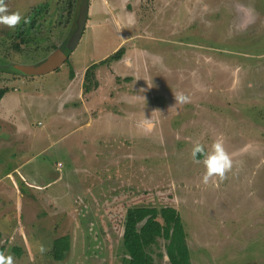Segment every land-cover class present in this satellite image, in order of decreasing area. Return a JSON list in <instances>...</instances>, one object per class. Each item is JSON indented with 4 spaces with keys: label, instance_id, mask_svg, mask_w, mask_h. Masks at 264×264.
<instances>
[{
    "label": "rangeland",
    "instance_id": "1",
    "mask_svg": "<svg viewBox=\"0 0 264 264\" xmlns=\"http://www.w3.org/2000/svg\"><path fill=\"white\" fill-rule=\"evenodd\" d=\"M122 2L6 1L9 14L22 19L14 29L0 24V88L41 98L61 91L71 69L92 66L122 44L117 18L130 11L135 21L123 23L125 37L133 38L122 46L135 60L133 69L98 65L100 119L85 134L62 136L54 146L42 137L44 115L34 114L37 140L27 138L24 151L31 166L49 173L43 194L53 197L35 206L41 211L35 227L32 216H21L29 241L5 247L7 256L14 264H125L127 211L173 207L192 264H264V22L249 27L228 0H133L132 8ZM258 7L264 11V0ZM78 20L81 41L60 69L35 80L20 76L18 66H38L56 48H71ZM141 50L161 57L153 63L162 59L170 71H143L151 58ZM177 93L190 102L176 104ZM144 115L152 118L151 132L138 127ZM218 139L232 168L205 184L204 156L197 164L191 153L197 143L209 153ZM13 176L22 193L37 191ZM60 238L65 258L56 261L52 251ZM166 244L161 239L150 251L157 264H172Z\"/></svg>",
    "mask_w": 264,
    "mask_h": 264
},
{
    "label": "crops",
    "instance_id": "2",
    "mask_svg": "<svg viewBox=\"0 0 264 264\" xmlns=\"http://www.w3.org/2000/svg\"><path fill=\"white\" fill-rule=\"evenodd\" d=\"M132 1L133 0H123L122 5H125V8H132ZM138 5L140 4L137 2V6ZM205 8L208 9V6H205ZM128 12L130 11L126 12L127 16L123 15L122 18L119 17L120 19L117 18L116 21L117 25L123 32L124 39L123 42H121L122 44L111 53L106 54L104 58L98 59L97 62L92 65L96 66L94 72L96 76L95 81L98 83V87H93L89 92H86L85 90L84 84L86 72L92 67L89 66L83 70L71 69L67 83L65 82V84L62 85L63 88L61 91L58 88L55 90L56 93L50 94L49 96L46 95L44 98L36 96L32 92L21 93L19 90H9L0 101V252H3L6 256L8 249L15 247V241L20 240V245L22 243L26 244L29 241L27 238V227L20 223L21 216H32V219H27L29 221L32 220L31 227H35V219H37L41 213V211L35 208V206L37 207L40 201L44 202L47 200V202L44 203L45 205L49 203L53 197V194H43L49 185L46 181L49 178V173L40 168L41 165L35 166L36 168L31 166L33 161L31 162V159L28 158L25 153L26 151H24L27 149V138H34L37 140V138L34 137L35 132L32 131L34 126L33 119H35L34 114L44 115L46 125L41 130L42 137L47 138L48 141H52L51 144L54 146L61 144L62 140H60V137L62 136L68 137L72 134L78 135V133L85 134L86 131L84 130L90 129L93 126L94 121L100 119L98 116V109L100 108L99 103L101 100H99L97 96L102 87V82L98 65L105 64L109 57L118 52L129 40H132V36L128 38L125 37L126 32L123 28V23L125 21V26L127 24L132 25L135 22L134 15ZM75 33L72 36L73 41H70L71 43L69 42L70 45H74L73 48H58L66 59L56 69H60L68 61L69 56L67 52L73 53L78 47L82 34L77 37ZM141 53L147 56L148 59L151 58L150 61L147 60L143 65V71L146 73H149L154 67H156L155 70L158 68L161 72L170 71V67H167L162 59L160 63H153V60L156 59L159 61L161 57L155 56L156 54L145 50H141ZM43 62L44 61L40 63ZM109 62L115 63V66H121L125 69L128 68L131 70L135 64L132 54H129L125 49L120 60ZM49 73H51V71ZM22 75L24 74L21 73L20 76ZM37 76L32 75V80H35L34 78ZM125 76L127 79L129 78V76ZM145 81L148 82V80L144 79L139 85H145ZM9 88L12 89V86ZM137 89L141 92L145 87L138 86ZM41 90L42 89L38 88L37 91ZM154 113L156 114V110ZM38 125L41 126L42 122H39ZM67 125L71 130L62 133L61 129ZM44 149H47V146ZM43 166H45V164H43ZM6 167H9L7 171L5 170ZM57 167L59 168L60 164H58ZM2 171H5V173L3 174ZM13 174H18L23 183L29 184L31 188L36 187L37 191L32 193L28 192V194L22 193L21 188L16 187L14 184L15 180ZM8 180L9 182L5 183V181ZM30 196L33 198L32 201L29 200ZM29 203L31 210L28 209L27 212H25V206H29ZM56 209L66 210L62 207ZM45 212L48 213L49 211L45 210ZM5 247L8 249L6 250ZM18 251L19 250H17V252Z\"/></svg>",
    "mask_w": 264,
    "mask_h": 264
},
{
    "label": "trees",
    "instance_id": "3",
    "mask_svg": "<svg viewBox=\"0 0 264 264\" xmlns=\"http://www.w3.org/2000/svg\"><path fill=\"white\" fill-rule=\"evenodd\" d=\"M7 0H5L6 3ZM26 43V41H22ZM15 48L18 50L19 46ZM124 49L108 58L106 62L118 61L122 58ZM96 66L90 67L85 76V90L89 92L98 87L95 81ZM9 92V89L0 88V101ZM199 159L202 155L197 156ZM165 240L166 253L172 264H192L191 251L187 243V233L178 210L173 207L157 209L154 207H136L127 211L124 232L122 237L125 264H157L150 251L158 245L159 240ZM62 238L58 239L52 251L56 261L65 258L61 251ZM69 248L67 249V251Z\"/></svg>",
    "mask_w": 264,
    "mask_h": 264
},
{
    "label": "clouds",
    "instance_id": "4",
    "mask_svg": "<svg viewBox=\"0 0 264 264\" xmlns=\"http://www.w3.org/2000/svg\"><path fill=\"white\" fill-rule=\"evenodd\" d=\"M21 19L22 17L19 12L9 14L5 0H0V24L14 29L19 25ZM25 23H27V21H25ZM174 96L176 104H186L190 102V98L183 93H177ZM138 127L147 132H151L154 129L152 118H146L144 115L142 121L138 123ZM191 155L193 161L197 164L201 163V161L197 159V156H204L202 162L206 169L203 176V182L205 184L214 177L223 179L225 174L232 168V161L224 149L223 142L219 139L213 143L212 149L209 153H205L203 145L197 143L194 146ZM41 251H43V248H41ZM0 264H14V259L12 256H6L3 252H0Z\"/></svg>",
    "mask_w": 264,
    "mask_h": 264
},
{
    "label": "water",
    "instance_id": "5",
    "mask_svg": "<svg viewBox=\"0 0 264 264\" xmlns=\"http://www.w3.org/2000/svg\"><path fill=\"white\" fill-rule=\"evenodd\" d=\"M82 17L83 15H81V18ZM77 24H78V29L75 35L79 37L81 34L80 20L77 21ZM71 41H73V39ZM73 47L74 45H71V48ZM65 59L66 58L61 52V50L57 49L52 55L48 57V59L45 62L40 63L38 66H20V67L18 66L16 70L22 74L29 76L44 75L52 70H55L62 62H64Z\"/></svg>",
    "mask_w": 264,
    "mask_h": 264
},
{
    "label": "flooded vegetation",
    "instance_id": "6",
    "mask_svg": "<svg viewBox=\"0 0 264 264\" xmlns=\"http://www.w3.org/2000/svg\"><path fill=\"white\" fill-rule=\"evenodd\" d=\"M228 2H229V6H230V3H231L232 9L237 8V11L240 10L239 11L240 12L239 18L243 19L245 21H248L247 24L249 25V27L252 24H254V23L256 24L257 21H259V20L261 22H264V11H262L258 7V5H260V0H228ZM237 20H239V19L237 18ZM65 48L66 47H64V49ZM57 49L58 48H56L55 51ZM255 67L259 68L260 66L258 67V66L255 65Z\"/></svg>",
    "mask_w": 264,
    "mask_h": 264
},
{
    "label": "built area",
    "instance_id": "7",
    "mask_svg": "<svg viewBox=\"0 0 264 264\" xmlns=\"http://www.w3.org/2000/svg\"><path fill=\"white\" fill-rule=\"evenodd\" d=\"M60 167H61V165H60Z\"/></svg>",
    "mask_w": 264,
    "mask_h": 264
}]
</instances>
